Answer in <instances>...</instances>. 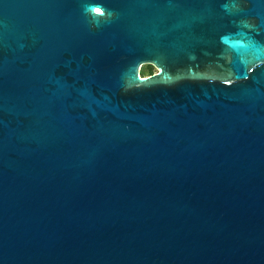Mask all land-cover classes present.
Here are the masks:
<instances>
[{
    "label": "water",
    "instance_id": "95a60500",
    "mask_svg": "<svg viewBox=\"0 0 264 264\" xmlns=\"http://www.w3.org/2000/svg\"><path fill=\"white\" fill-rule=\"evenodd\" d=\"M0 264H264V0H0Z\"/></svg>",
    "mask_w": 264,
    "mask_h": 264
},
{
    "label": "flooded vegetation",
    "instance_id": "af4514ba",
    "mask_svg": "<svg viewBox=\"0 0 264 264\" xmlns=\"http://www.w3.org/2000/svg\"><path fill=\"white\" fill-rule=\"evenodd\" d=\"M144 66H147V67H151V68H153V69H154V72H151L150 74L145 75V74L143 73V71H142V68H143ZM157 72H158V69H157L156 67H154V66H152V65H149V64H145V65H142V66L140 67L139 75H140V77H152V76L155 75ZM200 72H202V73H204V74H208V75L215 74V70L212 71V70H210V69H208V68H205V67L201 68V69H200ZM213 72H214V73H213Z\"/></svg>",
    "mask_w": 264,
    "mask_h": 264
},
{
    "label": "rangeland",
    "instance_id": "374dc122",
    "mask_svg": "<svg viewBox=\"0 0 264 264\" xmlns=\"http://www.w3.org/2000/svg\"><path fill=\"white\" fill-rule=\"evenodd\" d=\"M142 71H143V73H144L145 75H148V74H150L151 72H154V69L151 68V67L144 66V67L142 68Z\"/></svg>",
    "mask_w": 264,
    "mask_h": 264
},
{
    "label": "snow or ice",
    "instance_id": "6c2138e0",
    "mask_svg": "<svg viewBox=\"0 0 264 264\" xmlns=\"http://www.w3.org/2000/svg\"><path fill=\"white\" fill-rule=\"evenodd\" d=\"M96 11H97L98 14H100V10L99 9H97Z\"/></svg>",
    "mask_w": 264,
    "mask_h": 264
}]
</instances>
